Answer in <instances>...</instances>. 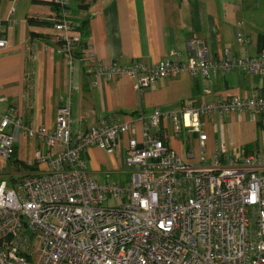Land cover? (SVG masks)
Segmentation results:
<instances>
[{"label": "built area", "instance_id": "1", "mask_svg": "<svg viewBox=\"0 0 264 264\" xmlns=\"http://www.w3.org/2000/svg\"><path fill=\"white\" fill-rule=\"evenodd\" d=\"M50 1L60 6V16L52 19L54 39L73 57L83 42L68 15L70 0ZM236 40L249 42L242 32ZM6 46L0 37V48ZM188 47L192 54L184 61L103 62L95 70L108 78L126 75L136 89L181 71L208 79L236 69L264 79V48L243 56L225 50L217 59L196 36ZM230 113L264 117V95L230 96L171 112L154 109L141 139L128 141L124 184L110 182L109 174L104 181L93 179L83 153L91 145L111 151L123 133L135 132L129 121L109 118L74 131L63 103L54 128H26L15 112L5 113L0 158L13 156L20 131L41 146L33 151L35 172L18 175L11 185L0 180V264H264V148L233 153L221 143L212 155L206 150L202 118ZM170 138L186 141V152L172 149ZM111 197L114 204H108Z\"/></svg>", "mask_w": 264, "mask_h": 264}, {"label": "crops", "instance_id": "2", "mask_svg": "<svg viewBox=\"0 0 264 264\" xmlns=\"http://www.w3.org/2000/svg\"><path fill=\"white\" fill-rule=\"evenodd\" d=\"M67 10L74 23L84 22L80 34L85 46L70 58L59 50L52 26L29 25V18L52 21L56 9L50 0H0V22L6 23L0 26V37L7 40L0 48V120L15 112L26 128H54L57 106L63 103L70 107L74 131H86L109 118L129 121L135 132L123 133L111 151L96 145L84 151L90 176L97 181L109 174L110 182H127L128 141L141 139L143 122L154 109L171 112L230 96L264 95V82L258 83L256 74L236 69L208 79L181 71L145 89H136L126 75L108 78L95 70L103 62L154 66L165 57L184 61L192 54L188 41L193 36L217 59L224 58L225 50L233 56L253 55L264 47L258 42L264 33V0H70ZM237 32L249 42L239 44ZM263 119L246 113L203 118L207 154L221 143L227 152L257 150L252 131ZM196 138L193 134V144ZM168 145L183 154L188 147L186 141L172 138ZM40 146L37 139L18 133L10 160L14 176L29 172L20 171L19 162H34L33 151Z\"/></svg>", "mask_w": 264, "mask_h": 264}, {"label": "trees", "instance_id": "3", "mask_svg": "<svg viewBox=\"0 0 264 264\" xmlns=\"http://www.w3.org/2000/svg\"><path fill=\"white\" fill-rule=\"evenodd\" d=\"M52 3V5L55 7V9H56V14H57V16L59 17L60 16V6L59 5H57V4H55V3H53V2H51ZM28 22H29V25L30 26H32V27H51V26H53V22L52 21H47V20H41V19H34V18H29L28 19ZM1 24H6L5 22H0V25ZM82 26H84V22L83 23H81V25H78L77 26V29H78V31L81 33L82 32ZM32 35H34L33 33H32ZM0 36H2L1 35V32H0ZM259 41V43H263L264 42V33H262V34H260L259 35V39H258ZM58 44H60L59 42H57ZM85 45H84V43H82L81 44V48H83ZM264 48V47H263ZM262 49V48H261ZM260 50V49H259ZM78 53H80V49H78V50H75V51H73V53H72V55L73 56H77L78 55ZM257 125H263V122L262 121H260V120H258V122H257ZM247 151H250V150H248L247 149ZM10 160H12V157L10 158ZM14 162H19L18 160H16V159H14L13 160ZM11 162V161H10ZM19 164H20V166H19V170L20 171H29L28 173H31V172H33V171H36L38 168H37V162H32V163H24V162H22V163H20L19 162ZM19 177L20 176H11V178H10V181L11 182H15V181H18V179H19Z\"/></svg>", "mask_w": 264, "mask_h": 264}, {"label": "rangeland", "instance_id": "4", "mask_svg": "<svg viewBox=\"0 0 264 264\" xmlns=\"http://www.w3.org/2000/svg\"><path fill=\"white\" fill-rule=\"evenodd\" d=\"M254 76L258 83L264 82V80L261 77L257 75ZM203 118L206 120V117ZM254 127L255 129L252 132L255 139V144H257L259 147L257 150H260L264 148V123L263 125H256ZM15 172L16 171L14 170V167L12 166L10 159L5 160L3 158H0V180L6 179L7 182L11 185L10 178L11 176L16 175ZM97 179H99V177ZM112 179H116V177H113ZM115 202L116 201L112 197L108 200V204H114Z\"/></svg>", "mask_w": 264, "mask_h": 264}]
</instances>
